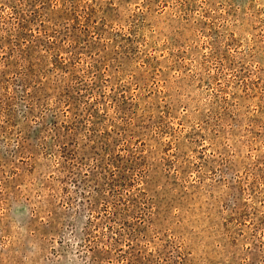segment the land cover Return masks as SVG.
<instances>
[{
    "label": "rangeland",
    "instance_id": "1",
    "mask_svg": "<svg viewBox=\"0 0 264 264\" xmlns=\"http://www.w3.org/2000/svg\"><path fill=\"white\" fill-rule=\"evenodd\" d=\"M0 264H264V0H0Z\"/></svg>",
    "mask_w": 264,
    "mask_h": 264
}]
</instances>
